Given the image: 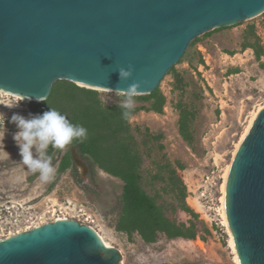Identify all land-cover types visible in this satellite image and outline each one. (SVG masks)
I'll return each mask as SVG.
<instances>
[{
    "label": "water",
    "instance_id": "95a60500",
    "mask_svg": "<svg viewBox=\"0 0 264 264\" xmlns=\"http://www.w3.org/2000/svg\"><path fill=\"white\" fill-rule=\"evenodd\" d=\"M263 14L264 0H0V90L40 102L57 81L96 91L138 82V96L149 95L197 38ZM129 65L134 75L120 83L116 70ZM223 220L240 264H264V108L231 163ZM121 260L94 228L72 219L0 240V264Z\"/></svg>",
    "mask_w": 264,
    "mask_h": 264
},
{
    "label": "rangeland",
    "instance_id": "374dc122",
    "mask_svg": "<svg viewBox=\"0 0 264 264\" xmlns=\"http://www.w3.org/2000/svg\"><path fill=\"white\" fill-rule=\"evenodd\" d=\"M251 27L264 47V14L197 38L199 41L189 47L188 56L174 67L183 77L181 88H175L172 75H167L159 86L167 99L163 114L140 112L130 120L143 131L148 128L151 133L164 136V153L187 186L186 204L198 215V230L206 242L199 238L175 239L149 245L137 233L128 236L117 231L123 183L87 166L75 150L77 177L72 176L71 170L58 176L55 164L54 179L48 183L38 180V173H31L19 162V149L12 138L18 129L11 123V116L20 114L28 118L33 114L31 106L39 102L30 99L15 107L20 98L5 94H0V116L5 118L4 126L0 120V139L6 132L3 144L10 156L0 150V239L57 217H67L94 228L119 249L120 264H235L226 228L217 226L216 231L212 227L218 218L224 169L233 160L235 146L251 113L264 105V57L258 60L252 49H241ZM200 60L204 63L200 64ZM233 71L238 73L231 74ZM98 92L107 104L120 101L113 91ZM179 103L196 113L192 125L194 150L179 134ZM141 104L136 100L135 107ZM160 157L161 154L153 159L159 161ZM145 169V180L150 181L149 172L155 171V162L146 159ZM163 187L161 183L153 188L146 186L151 195L160 191L158 203L168 217L188 222V214L171 208L177 203L173 194H165ZM205 229L211 233L205 234Z\"/></svg>",
    "mask_w": 264,
    "mask_h": 264
},
{
    "label": "trees",
    "instance_id": "16d2710c",
    "mask_svg": "<svg viewBox=\"0 0 264 264\" xmlns=\"http://www.w3.org/2000/svg\"><path fill=\"white\" fill-rule=\"evenodd\" d=\"M248 33L241 49L242 51L252 49L255 57L260 60L264 57V47L254 32V27H251ZM211 34L212 32L205 36ZM198 41L195 40L191 45ZM229 55L233 56L235 53ZM203 63L204 61L200 60V64ZM235 73L238 71L231 72ZM168 75H172L175 88L180 89L183 83L181 74L173 67ZM135 99L142 104L134 107L133 117L140 112L163 114L167 101L159 88L149 95L137 96ZM118 105L119 103H105L96 90L79 87L68 81H57L46 102L31 106L34 115L43 114L49 107H54L65 114L72 123L82 124L88 129V139L83 143L73 141L65 150L55 152L53 163L58 164L57 175L71 170L72 176L77 177L75 175L77 167L72 154V150H75L77 157L87 166L95 167L123 183L117 231L128 236L137 233L144 243L149 245L171 242L175 239L199 238L206 242L205 236L198 230V215L186 204L187 186L180 177L177 167L173 166L164 153L165 148L161 142L164 136L155 135L148 128L143 131L140 126H133L131 121L124 120L122 109ZM177 110L179 134L194 150L195 135L192 125L196 113L183 103L177 105ZM138 137L141 138V142ZM160 154L159 161L153 159ZM146 159H152L156 165L155 171L149 172L150 181L145 180ZM157 183L164 184L165 194H173L177 205H172L171 208L188 214L191 217L188 222H180L166 215L165 208L158 203V199L162 197L160 191H154L155 195H151L146 188V186L153 188ZM212 228L219 231L215 225ZM204 233L211 232L205 229Z\"/></svg>",
    "mask_w": 264,
    "mask_h": 264
},
{
    "label": "clouds",
    "instance_id": "9594fccd",
    "mask_svg": "<svg viewBox=\"0 0 264 264\" xmlns=\"http://www.w3.org/2000/svg\"><path fill=\"white\" fill-rule=\"evenodd\" d=\"M116 71L119 72L121 83L132 79L135 69L129 65L127 68L121 67ZM141 87L140 83L133 82L125 89L119 87L112 89L114 94L120 98L118 106L122 109V118L126 121L133 119L135 98L142 93ZM17 96L20 100L15 107H18L20 102L32 98V96L19 94ZM35 98L37 101L46 102L45 97L37 96ZM0 120H3L4 126L5 118L0 116ZM11 123L18 129L12 138L19 149L21 157L19 162L31 173H38V180L44 183L50 182L55 177L56 168L53 163L55 152L65 150L73 141L83 143L88 139L86 127L82 124L72 123L65 114L54 107H49V110L43 114L33 115L30 113L28 118L20 114H13ZM4 137L0 139V150L10 156L3 144Z\"/></svg>",
    "mask_w": 264,
    "mask_h": 264
},
{
    "label": "bare ground",
    "instance_id": "6f19581e",
    "mask_svg": "<svg viewBox=\"0 0 264 264\" xmlns=\"http://www.w3.org/2000/svg\"><path fill=\"white\" fill-rule=\"evenodd\" d=\"M101 91L110 92V91H108V90H101ZM0 94L11 95V96H14V97H16V98H19L16 94H11V93L6 92V91H3V90H0ZM24 101H27V102H28V101H30V100H24ZM263 108H264V105H261V106H259L255 111H253V112L251 113V116H250V118H249L248 121H247V125H246V127H245V130H244L242 136L240 137L238 143H237L236 146H235V149H234V152H233V159H234V157L236 156L237 151H238L240 145L242 144L243 140L245 139V137H246V135H247V133H248V131H249V129H250V127H251L253 121L256 119L257 115L259 114V112H260ZM232 161H233V160H232ZM232 161H231V163H232ZM231 163H229V164L225 167V169H224V174H223V176H222L223 183H222V185H221V187H220L221 198H220V206H219L220 208H218V211H219V215L222 217L223 225H224V227L226 228V231H227L228 236H229V244H230V247H231V249H232V251H233V254H234V263H235V264H240L239 257H238V254H237V250H236V246H235L234 237H233L231 231L229 230L228 226L226 225V223H225L224 220H223L224 185H225V182H226V179H227V176H228V173H229L230 167H231ZM65 219H68V218H67V217H57V218H54L53 221H55V220H65ZM38 226H39V225H38ZM38 226H36V227H38ZM31 229H32V228H31ZM31 229H30V230H31ZM28 231H29V230H28ZM98 234H99V233H98ZM11 236H12V235H11ZM99 236H100L101 239L103 240V242H104V244L106 245V247H112V245H111L110 243H108V242L103 238V236H101V234H99ZM0 240H2V239H0Z\"/></svg>",
    "mask_w": 264,
    "mask_h": 264
},
{
    "label": "built area",
    "instance_id": "2783aa9c",
    "mask_svg": "<svg viewBox=\"0 0 264 264\" xmlns=\"http://www.w3.org/2000/svg\"><path fill=\"white\" fill-rule=\"evenodd\" d=\"M220 203V202H219ZM209 208H210V206H209ZM219 208V207H218ZM217 219H215V221H214V223H215V226L217 227V226H221V228H225L224 227V225H223V222H222V217L219 215V211H218V209H217Z\"/></svg>",
    "mask_w": 264,
    "mask_h": 264
}]
</instances>
